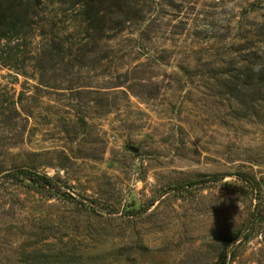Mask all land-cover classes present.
Here are the masks:
<instances>
[{
	"label": "rangeland",
	"instance_id": "374dc122",
	"mask_svg": "<svg viewBox=\"0 0 264 264\" xmlns=\"http://www.w3.org/2000/svg\"><path fill=\"white\" fill-rule=\"evenodd\" d=\"M137 4L93 49L65 22L51 63L37 26L0 65V264H264V101L223 85L264 55V0Z\"/></svg>",
	"mask_w": 264,
	"mask_h": 264
},
{
	"label": "trees",
	"instance_id": "16d2710c",
	"mask_svg": "<svg viewBox=\"0 0 264 264\" xmlns=\"http://www.w3.org/2000/svg\"><path fill=\"white\" fill-rule=\"evenodd\" d=\"M54 5L56 9L47 10L48 6L53 8ZM56 12L64 14V19L57 22ZM38 13L43 15L41 19L37 18ZM139 13L137 0H0V65L21 73L27 66V60L35 59L31 55L28 57L27 47L35 36H39L35 34L37 26H40V36L43 37L42 47L46 48L52 63L66 56L65 52L72 45L71 37L61 38V28H64L65 22L73 26L83 40H87L88 48L82 47L87 52L96 47L95 41L100 35L119 33L125 24L136 22ZM257 34L264 43V22L257 29ZM255 54L250 63L229 71L228 77L223 79V85L230 92L234 91L251 103L264 101V55ZM41 62L35 64L40 69L43 68ZM23 175L32 184L42 188L51 187L49 178L45 176L30 172ZM226 255L221 256L219 264H226Z\"/></svg>",
	"mask_w": 264,
	"mask_h": 264
},
{
	"label": "water",
	"instance_id": "95a60500",
	"mask_svg": "<svg viewBox=\"0 0 264 264\" xmlns=\"http://www.w3.org/2000/svg\"><path fill=\"white\" fill-rule=\"evenodd\" d=\"M131 152L133 153H137L138 152V149L137 148H134V147H129L128 148Z\"/></svg>",
	"mask_w": 264,
	"mask_h": 264
}]
</instances>
